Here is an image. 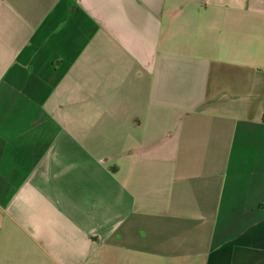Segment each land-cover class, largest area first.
<instances>
[{
    "label": "crops",
    "instance_id": "crops-1",
    "mask_svg": "<svg viewBox=\"0 0 264 264\" xmlns=\"http://www.w3.org/2000/svg\"><path fill=\"white\" fill-rule=\"evenodd\" d=\"M0 264H264V0H0Z\"/></svg>",
    "mask_w": 264,
    "mask_h": 264
}]
</instances>
